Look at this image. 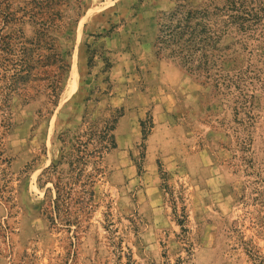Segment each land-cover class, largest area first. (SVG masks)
<instances>
[{
  "label": "rangeland",
  "instance_id": "obj_1",
  "mask_svg": "<svg viewBox=\"0 0 264 264\" xmlns=\"http://www.w3.org/2000/svg\"><path fill=\"white\" fill-rule=\"evenodd\" d=\"M179 1L0 0V264H264L261 25L248 118L235 89L157 57L158 18ZM48 5L62 14L58 30L33 14ZM49 43L61 74L46 65ZM45 71L60 79L52 100ZM113 109L124 113L117 147L91 179L94 196L72 205L71 224L52 223L41 173L62 137Z\"/></svg>",
  "mask_w": 264,
  "mask_h": 264
},
{
  "label": "trees",
  "instance_id": "obj_2",
  "mask_svg": "<svg viewBox=\"0 0 264 264\" xmlns=\"http://www.w3.org/2000/svg\"><path fill=\"white\" fill-rule=\"evenodd\" d=\"M48 8L33 14L39 16L38 24L43 29L52 26L58 30L64 24L62 14L49 5ZM262 19L261 0H181L171 10L160 13L155 52L158 58L173 62L203 85L232 95L231 90L235 89L236 114L244 113L249 118L244 110H250L251 88L255 80L263 79L253 64L255 38L251 32L253 26L261 25L258 34L264 39ZM49 45L51 54L45 58L46 65L55 66L61 74L67 69L64 57L53 44ZM261 55L264 56V46ZM45 73L52 100L60 95L59 75ZM123 114V110L113 109L104 119L94 120L85 133L75 131L71 137H62L65 145L58 160L44 168L39 177V185L45 189L43 211L52 223L71 224L76 220L72 205L91 201V179L104 172L105 155L117 147L115 131ZM84 135H89L86 141ZM93 135L95 143L91 149ZM91 159L93 172L87 167Z\"/></svg>",
  "mask_w": 264,
  "mask_h": 264
}]
</instances>
